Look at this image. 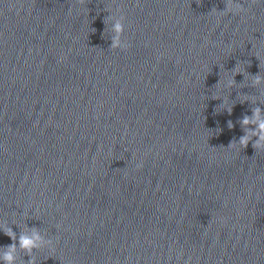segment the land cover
I'll return each instance as SVG.
<instances>
[{
  "label": "clouds",
  "instance_id": "1",
  "mask_svg": "<svg viewBox=\"0 0 264 264\" xmlns=\"http://www.w3.org/2000/svg\"><path fill=\"white\" fill-rule=\"evenodd\" d=\"M233 8H235L236 11H242V6L240 4H238V3L234 4L233 0H229L228 4L226 5V10L232 11ZM116 29H117V31L120 30L119 24L116 25ZM257 82H259V77H257ZM228 84L231 85L232 80H229ZM258 114H259V109H256L254 111L253 115L258 116ZM242 123L244 125L249 124L250 123L249 118L245 117L244 120L242 121ZM229 126L231 127V122H229ZM259 128H260V132H261L259 141L253 143V147L256 148L257 150L264 149V143H261V142H264V121L260 122ZM248 143H249V137L247 135H245L244 137H242L240 139L239 146L242 148H246ZM230 146L236 147V145H234V144L230 145ZM5 235H8V236L12 237L13 239L15 238V234L10 229L5 230ZM37 240H39V236H36V235H34L33 237L21 235L19 238V247L30 253L34 247L38 246L36 244ZM16 247L17 246L15 243L6 246L7 250L5 251V253L2 257V259L6 262V264H15V256L13 253L15 252Z\"/></svg>",
  "mask_w": 264,
  "mask_h": 264
}]
</instances>
